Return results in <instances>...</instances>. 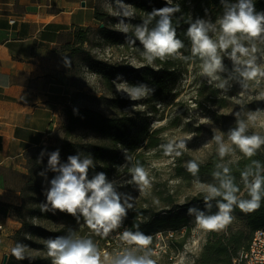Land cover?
I'll return each mask as SVG.
<instances>
[{"label": "clouds", "instance_id": "obj_1", "mask_svg": "<svg viewBox=\"0 0 264 264\" xmlns=\"http://www.w3.org/2000/svg\"><path fill=\"white\" fill-rule=\"evenodd\" d=\"M220 3L224 11L215 23L200 17L186 21L188 27L185 35L191 41L190 56L180 52L185 45L177 37V27L172 18L181 8L173 4V0H166L163 7L153 8L147 12L146 18H142V23L135 25L124 19L131 20L136 16L132 5L124 0H115V6L109 14L121 17L113 29L126 34V43L135 45L138 40L143 46L141 55L146 65L129 63L135 68L151 66L157 58L162 61L167 57L184 61L199 58L201 74L208 78L209 84H214L220 90L227 92L233 82L239 83L244 90L249 89L250 82H256L258 86L264 80V66L260 63L264 60V10H257L254 0H220ZM205 12L207 14V9ZM210 33L218 35L214 39ZM225 57L231 61V69L225 65ZM62 62L66 68H71L69 56L64 55ZM113 84L118 92L126 93L133 101L146 99L154 92L145 83H128L122 74L117 75ZM133 108L136 110V105ZM73 114L79 115V110L74 108ZM256 119L252 112L247 114V119L241 118V113L236 112L235 127L227 131L230 144L225 142L224 135H213L221 161L236 149L244 157L251 158L264 146V135L249 134V122L255 123ZM190 138L170 139L160 148L165 156L180 157L186 149V140ZM45 155L48 157L47 164L39 175L46 180L47 172L51 171L55 175L48 180L49 186L44 189L46 200L41 202L40 211L66 213L73 216L77 223L83 218L88 228L101 238H107L123 226L128 210L135 211V198L130 193L119 191V187L133 185L139 193L150 194L152 179L139 161L129 167L130 179L118 182L110 180L104 171L95 172L89 177V170L96 167L91 155L77 152L68 155L66 161H61L59 148L52 151L45 148L41 150L38 161L42 163ZM125 159L130 161L131 157L125 155ZM184 166L192 176H198L199 162L189 160ZM212 176L215 183L201 186L200 189L204 193V209L196 206L187 209V214L195 218L200 229L206 232L225 230L235 219L232 214L235 208L250 213L261 207L264 201V165L260 161L253 160L240 173L248 198L244 197L228 164L216 163ZM153 203L158 206L160 201L153 198ZM213 206L217 209L215 213L211 211ZM118 239L128 247L114 255L104 253L103 258L98 245L90 237H81L72 231L47 238L44 246L51 264H102V261L103 264H157L152 258L154 253L150 247L153 236L141 231L139 223L134 222L131 228H124L118 234ZM27 249L26 244L17 241L5 254L23 261L30 259Z\"/></svg>", "mask_w": 264, "mask_h": 264}, {"label": "rangeland", "instance_id": "obj_2", "mask_svg": "<svg viewBox=\"0 0 264 264\" xmlns=\"http://www.w3.org/2000/svg\"><path fill=\"white\" fill-rule=\"evenodd\" d=\"M164 1L166 2V0ZM124 2L131 4L134 8L130 0H124ZM98 6L101 10L109 13L115 6V0H99ZM114 17L117 18L115 23L109 22L112 29L121 19V17ZM124 19L126 21L128 18ZM204 19L213 23L217 20L213 15H209ZM101 24L100 22L98 27L88 29L89 41L85 43L84 49L90 51L99 60L127 67L131 72L122 75L123 79L130 84H134L135 73L145 66L135 68L129 63L146 65V61L141 55L143 49L141 53H137L133 48L126 49L123 45H112L99 32ZM210 35L215 39L218 33H210ZM68 46H70L69 48L77 46L73 35L68 41ZM67 56L72 62L71 68H67L68 78L75 88L73 98L75 97L79 106H86L106 115L128 114L142 118L148 122L149 128L160 130L161 144L170 139L191 137L186 140V149L180 157L165 156L160 145L152 149L143 148L139 151L141 152L139 157L136 158L133 154L131 162L122 163L111 174L110 180L125 182L130 179L129 167L136 161H139L149 171L152 179L150 194L143 195L139 193L138 188L133 185L126 184L118 188L119 191L130 193L135 198V210H140L144 214L143 217L139 218L141 221L150 220L156 215H167L171 211L186 210L185 204H189L195 196L204 194L200 191L201 186L215 183L204 178H194L189 181L181 174L186 170L184 165L187 161L205 162L213 154H217V146L212 139L214 134L224 135L225 142L230 144V141L227 140V131L231 127H235L236 112H240L243 119H247L249 112L256 115L255 123L249 122V132L264 135V80H261L258 86L256 82H250V87L247 90L242 89L239 83L233 82L231 88L225 92L216 88L214 84H209L208 78L201 74V64L179 60L172 69L174 74L168 81L164 93L157 97L150 95L146 99L133 101L126 93L118 92L116 87L114 93L107 89L101 76L93 71L88 64L86 53H74L68 50ZM224 63L231 69L232 63L227 57L224 58ZM260 63L261 66H264V60H261ZM150 67L158 68L155 62ZM224 75H227V73ZM75 92H79L78 95H75ZM111 98L124 99L126 106L119 108L108 104L106 99ZM133 105H136V110ZM64 137L56 143L62 141ZM71 139L95 144L105 142L85 130L74 131ZM34 152L32 150L28 157ZM238 158L239 153L235 150L233 154L226 156L223 162L234 161ZM43 179L48 183L51 177L48 176L47 180L44 177ZM16 180L21 183L17 177ZM153 198L160 201L158 206L153 203ZM215 212V210H212V213ZM31 220L35 225L48 230L72 231L78 236L90 237L98 245L102 258L104 253L114 255L123 248L128 247V245L119 241L118 234L120 232L115 231L107 238H101L95 235L84 222L74 226L61 220H52L45 217H34ZM187 232L189 234H186L185 240L182 241L184 233ZM211 232L200 229L195 223V218L190 216L189 231L186 227L177 232L168 229L166 232L162 231L153 236V242L150 245L154 253L152 258L157 261V264H194ZM29 236L28 232L20 235V237L26 238H29ZM14 237H16V233ZM32 239L42 244L45 241L37 236L32 237ZM19 242L25 244L23 239H20ZM181 242L183 245L179 248ZM27 254L41 256L51 261L47 256V251L43 249L28 246Z\"/></svg>", "mask_w": 264, "mask_h": 264}, {"label": "trees", "instance_id": "obj_3", "mask_svg": "<svg viewBox=\"0 0 264 264\" xmlns=\"http://www.w3.org/2000/svg\"><path fill=\"white\" fill-rule=\"evenodd\" d=\"M134 5L136 16L134 19H126V22L132 24L142 23V18H146L147 12H150L153 8H160L165 6L164 0H130ZM234 2V0H230ZM257 10H264V0H254ZM173 4H178L181 11L173 16V23L177 27V37L184 42L185 47L180 50L184 56L191 55V41L185 35L188 24L186 21L189 19H195L197 17L206 18L209 15H213L218 18L223 13L224 8L220 3V0H173ZM207 9V14L205 12ZM95 17L102 24L99 27V32L104 38L112 45H123L126 49L133 48L137 53H141L143 46L137 40L135 45L126 43V34L113 30L109 26V22L115 23L114 16H111L106 11H103L96 6ZM155 21H153V25ZM103 25V26H102ZM88 29H76L73 33L74 42L77 45L75 48H69L67 50L74 53L84 52L86 53V60L91 69L98 73L107 89L110 92H115V84L113 80L116 79L118 74H126L131 71L127 67L120 66L119 64H113L108 61L99 60L95 58L90 51L84 49V45L89 41ZM127 35H131L127 34ZM72 54V52H70ZM181 59L167 57L165 60L156 59L154 62L157 65V69L150 66H145L142 70L138 71L134 75V84L145 83L149 87L154 89L152 95L155 97L160 96L166 91L168 81L173 77V68L177 61ZM184 61V60H181ZM187 63L201 64L199 58H194ZM77 92L75 95H78ZM108 104L123 108L126 106L124 99L111 98L106 99ZM79 110V115L73 114V109ZM67 123L65 125V137L58 143H50L47 145L39 146L34 149V153L28 157V174L25 177L24 184L22 186V199L21 205H8L11 213L21 221L22 227L16 233V241L23 239L25 244L30 247L43 249L47 251L44 243H39L37 240H33L32 237H39L46 240L50 237L58 235H66L68 232L64 230H48L41 226L34 224L31 218L45 217L52 220H61L68 224L77 226L82 224L83 218L77 223L76 219L66 213L57 211L55 214L52 212L42 213L40 211V204L46 200L44 195V189L49 184L39 175L41 170L45 169L47 164V155L43 157V162L38 161V157L42 149L48 151L60 149L61 161H66L67 156L70 154H76L80 152L82 155H91L96 167L89 170V177L95 172L104 171L107 173L108 178L114 170L125 162H131L126 160L125 155L135 157L141 155L140 150L143 148L152 149L161 145V138L159 137L158 129L149 128L148 122L142 118L130 116L128 114L121 115H106L100 111L91 109L86 106H79L75 97L72 102L66 108ZM76 130H85L93 133L100 139L104 140V143L95 144L88 142H80L71 139L72 133ZM254 132H249L252 134ZM239 158L230 162H223L220 160L217 154H213L207 161L199 162L200 170L198 176H192L188 171L182 172V176L191 181L194 178H204L209 181H214L212 172L215 170V164L223 162L229 165L232 171V175L236 178V183L241 187V191L244 193V197H247L246 191H244L243 183L240 179V173L246 166L250 165L253 160H258L264 165V146H262L251 158L243 156L238 149ZM132 159V158H131ZM55 173L47 172V177H53ZM215 182V181H214ZM203 195L195 196L189 204H185L186 210H178L170 212L167 215H156L150 220L141 221L140 217L144 214L140 210H128L127 218L124 220L123 226L116 230V232H122L124 228H131L133 223L140 224V230L145 234H155L167 231L168 229L173 232H177L186 227L189 231L190 228V216L187 214V209L190 206H196L204 209ZM215 205V201H213ZM215 207V206H213ZM212 210H216L212 208ZM211 210V211H212ZM235 219L222 231H212L207 241L205 242L201 252L195 259L194 264H233L234 258H236L242 250L249 247L254 232L260 228H264V201L261 202V207L253 212L244 213L235 208L232 213ZM135 230V229H133ZM28 232L29 238L20 237L21 234ZM186 234L184 233L182 241L185 240ZM181 248L182 242L179 244ZM28 255V254H27ZM23 261H17L14 258H10L7 264H51V261L41 256H31Z\"/></svg>", "mask_w": 264, "mask_h": 264}, {"label": "crops", "instance_id": "obj_4", "mask_svg": "<svg viewBox=\"0 0 264 264\" xmlns=\"http://www.w3.org/2000/svg\"><path fill=\"white\" fill-rule=\"evenodd\" d=\"M98 3L0 0V264L22 227L8 205L23 202L29 154L65 135L75 88L62 58L76 29L100 25Z\"/></svg>", "mask_w": 264, "mask_h": 264}, {"label": "built area", "instance_id": "obj_5", "mask_svg": "<svg viewBox=\"0 0 264 264\" xmlns=\"http://www.w3.org/2000/svg\"><path fill=\"white\" fill-rule=\"evenodd\" d=\"M233 264H264V228L254 232L249 247L234 258Z\"/></svg>", "mask_w": 264, "mask_h": 264}, {"label": "water", "instance_id": "obj_6", "mask_svg": "<svg viewBox=\"0 0 264 264\" xmlns=\"http://www.w3.org/2000/svg\"><path fill=\"white\" fill-rule=\"evenodd\" d=\"M103 26V25H102ZM8 262V255L5 256V259H4V264H7Z\"/></svg>", "mask_w": 264, "mask_h": 264}]
</instances>
